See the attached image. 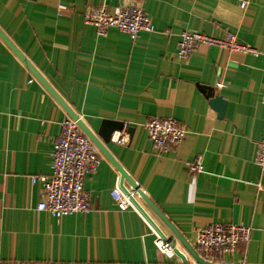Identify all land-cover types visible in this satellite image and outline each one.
I'll use <instances>...</instances> for the list:
<instances>
[{
  "label": "crops",
  "instance_id": "obj_1",
  "mask_svg": "<svg viewBox=\"0 0 264 264\" xmlns=\"http://www.w3.org/2000/svg\"><path fill=\"white\" fill-rule=\"evenodd\" d=\"M101 5L140 7L154 31L99 37L82 15ZM0 30L93 134L103 120L124 124L104 147L191 246L207 226L243 225L248 243L212 264H264V173L254 162L264 127V0H0ZM184 32L230 34L260 55L197 46L178 59ZM200 86L224 99L222 118ZM67 117L0 39V264H177L156 247L155 228L174 236L144 202L150 225L118 210L110 191L119 172L97 148L100 164L84 180L89 211L60 219L37 211L42 188L32 177L51 173ZM151 118L183 127L178 149L153 148L143 129ZM195 162L202 170L191 176Z\"/></svg>",
  "mask_w": 264,
  "mask_h": 264
},
{
  "label": "built area",
  "instance_id": "obj_2",
  "mask_svg": "<svg viewBox=\"0 0 264 264\" xmlns=\"http://www.w3.org/2000/svg\"><path fill=\"white\" fill-rule=\"evenodd\" d=\"M240 6L244 7L245 3H240ZM82 21L85 25L92 26L99 37L105 36L110 29L124 33L132 39L137 38L142 32L154 31L150 16L140 7H120L114 10H108L104 5L90 7L83 13ZM197 46L216 47L255 57L260 55L257 50L239 42L230 34L214 38L184 32L177 43V58L188 59ZM261 104L264 107V95L261 97ZM143 129L153 148L160 153L178 149L185 136L183 127L171 118H151L143 125ZM117 142L124 143V138ZM254 162L264 173V127L261 139L257 143ZM99 164L100 157L96 147L77 122L68 116L61 122V134L51 154V173L47 176L32 177V182L42 188L37 211L45 212L55 219L87 213L90 203L84 191V180L97 170ZM201 170L200 163L195 162L190 165L188 172L194 176ZM119 176V182L110 191L112 201L120 211L132 208L139 212L148 223L149 216L142 205L143 200L125 182L120 173ZM155 230H152L155 245L160 251L168 254L177 264H192L193 259L189 253L180 245L175 246L176 239L170 238L156 228ZM250 235V227L233 223L213 224L196 232L192 247L203 260L213 263L225 254L234 253L240 245L248 243Z\"/></svg>",
  "mask_w": 264,
  "mask_h": 264
},
{
  "label": "water",
  "instance_id": "obj_3",
  "mask_svg": "<svg viewBox=\"0 0 264 264\" xmlns=\"http://www.w3.org/2000/svg\"><path fill=\"white\" fill-rule=\"evenodd\" d=\"M0 39L8 46V48L18 57V59L25 65L32 76L48 91V93L58 102V104L66 111L68 116L77 122L78 126L85 133V135L91 140L94 146L111 162V164L117 169L122 178L130 185L140 196L146 206L152 211V213L166 226V228L172 233L174 238L181 244V246L189 253L191 258L196 264H212L203 260L193 247L183 238V236L177 231V229L171 224V222L163 215L159 208L147 197L144 191L138 186V184L128 175V173L117 163V161L109 154L104 145L111 143L112 135L114 132H122L125 127L123 123L103 120L96 132L93 134L78 117V115L60 98V96L53 90V88L47 83V81L40 75L35 67L26 59V57L13 45V43L7 38V36L0 30ZM201 93L208 100L209 107L214 110L218 118H222L224 115L226 102L224 99L215 94V91L211 87L200 86ZM126 133L129 137L134 134L133 128H126ZM98 137V138H97Z\"/></svg>",
  "mask_w": 264,
  "mask_h": 264
},
{
  "label": "bare ground",
  "instance_id": "obj_4",
  "mask_svg": "<svg viewBox=\"0 0 264 264\" xmlns=\"http://www.w3.org/2000/svg\"><path fill=\"white\" fill-rule=\"evenodd\" d=\"M150 218V217H149Z\"/></svg>",
  "mask_w": 264,
  "mask_h": 264
}]
</instances>
